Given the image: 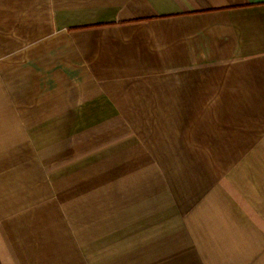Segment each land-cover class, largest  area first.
Here are the masks:
<instances>
[{"label": "crops", "instance_id": "0c3cea01", "mask_svg": "<svg viewBox=\"0 0 264 264\" xmlns=\"http://www.w3.org/2000/svg\"><path fill=\"white\" fill-rule=\"evenodd\" d=\"M0 264H264V0H0Z\"/></svg>", "mask_w": 264, "mask_h": 264}, {"label": "rangeland", "instance_id": "374dc122", "mask_svg": "<svg viewBox=\"0 0 264 264\" xmlns=\"http://www.w3.org/2000/svg\"><path fill=\"white\" fill-rule=\"evenodd\" d=\"M83 125V124H82ZM132 130H136L138 134L143 138L144 136V124H130ZM129 124H118L116 128H113V124H101L98 128H95L92 132L93 135L98 134L97 138L88 139L87 136H84L80 139L81 148L86 147L88 145H95L96 143H100L104 138L110 137L117 130H125L127 129ZM92 127H95L93 125ZM84 128V127H83ZM155 147V146H154Z\"/></svg>", "mask_w": 264, "mask_h": 264}]
</instances>
